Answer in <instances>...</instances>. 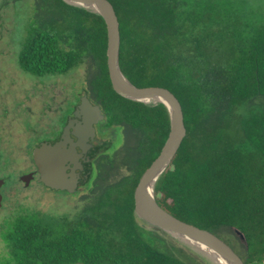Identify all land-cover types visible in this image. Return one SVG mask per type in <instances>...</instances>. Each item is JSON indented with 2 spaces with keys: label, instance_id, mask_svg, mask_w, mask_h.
<instances>
[{
  "label": "trees",
  "instance_id": "16d2710c",
  "mask_svg": "<svg viewBox=\"0 0 264 264\" xmlns=\"http://www.w3.org/2000/svg\"><path fill=\"white\" fill-rule=\"evenodd\" d=\"M110 1L122 72L138 87L169 88L184 110L187 135L157 180L159 204L218 235L244 264H264V0ZM28 31L20 66L45 76L85 65L89 90L126 139L98 168L83 210L48 215L19 255L28 253V264H203L135 213V189L160 155L171 117L163 103L115 91L104 17L65 0H35ZM226 229L241 230L245 244L235 233L224 237Z\"/></svg>",
  "mask_w": 264,
  "mask_h": 264
},
{
  "label": "water",
  "instance_id": "95a60500",
  "mask_svg": "<svg viewBox=\"0 0 264 264\" xmlns=\"http://www.w3.org/2000/svg\"><path fill=\"white\" fill-rule=\"evenodd\" d=\"M65 1L104 17L108 26V67L115 91L126 98L141 101L147 105H157L158 103L149 104L146 100L154 97L162 98L164 99L162 103L170 112L171 131L169 137L160 155L143 174L135 189V213L137 217L178 239L199 255L200 253L194 247L180 240L178 236L210 247L229 264H244L239 254L218 235L178 218L164 209L157 200V180L170 166L187 135L184 110L179 98L166 87H138L122 72L120 67V21L110 0ZM88 6L97 7L98 10L89 9ZM76 115L81 117L82 121L71 122V125L77 124L78 135L81 138L93 135L95 132L94 124L98 119L104 117L99 105H93L87 95L82 97ZM70 141L69 133L66 131L61 141L56 143L44 142L38 145L34 150V160L38 167L40 180L47 187L53 190L76 193L81 182V174L78 171V169H82L81 155L73 145H70ZM236 232L245 240V235L241 230L236 229Z\"/></svg>",
  "mask_w": 264,
  "mask_h": 264
},
{
  "label": "flooded vegetation",
  "instance_id": "af4514ba",
  "mask_svg": "<svg viewBox=\"0 0 264 264\" xmlns=\"http://www.w3.org/2000/svg\"><path fill=\"white\" fill-rule=\"evenodd\" d=\"M9 1L12 5L10 7L8 6ZM22 1L24 0H0V7H3V9L8 7L6 11H0V18L2 17L1 15H3L6 16V19H12V15L7 17L6 12L12 10L15 4ZM33 4L35 6V0H33ZM11 36L12 32L10 36L7 37H10V40H17ZM27 39L28 36L25 38L22 37V39L19 40V47L14 57H17L19 68L21 71L25 72L24 74L28 77V81H32L34 78H39L44 81V78L49 75H34L20 66V52ZM72 94V98H67L65 102L60 101L56 105V109L45 106L41 109L40 113H38L33 110L31 106H24V111L28 112L27 116L24 115V117H22L23 115L20 113L22 104L19 103L17 104L19 110L15 112L16 116L19 115L18 118L16 120L14 119V122L8 120L11 130H7L3 124H0V171L3 169L1 161L6 154L4 148L9 153L8 157L16 150H18L16 152L25 150L24 153L28 155V170L23 171L17 177L16 174L12 173L0 175V264H28V253L26 256L27 259L23 260L22 256L18 253V249H21L23 245L28 247L29 230L37 231L39 228H44L45 230L49 225L45 222L49 220L47 217L48 215L57 218L64 217V214L47 213L38 210L29 211L28 206L20 210L15 207L12 201L13 198L11 196L14 195L15 197L17 190H32L31 188L37 184L45 186L47 190H53L40 180L41 177L34 160V150L38 145L44 142L56 143L61 141L65 132L68 131L69 139L71 140L70 145H73L81 155L80 162L82 164V169H78L81 174L79 190L81 188H88L90 194L94 178L98 173V168L104 164L107 159H113L117 156L118 151L123 146L118 147L117 141L119 139L123 140V144L125 142L126 130L124 126L117 122L113 124L110 123L104 105L96 101L88 87L83 91V94L78 92ZM86 95L93 105H99L101 114L104 115V117L98 119L94 124L95 132L93 135L81 138L78 135L79 130H77L76 123L81 122L82 118L76 115V111L81 105L82 97ZM29 97L30 95L28 94V100ZM47 120L49 122H47ZM71 122H76L74 124L75 127L71 125ZM3 135L7 139H4ZM114 136L117 137L116 140L113 138ZM2 145H5V147L2 148ZM8 157L3 164L4 167L9 162L10 157ZM30 162L34 167L30 166ZM69 217L71 218L73 216ZM40 218H42L41 222H34V220ZM23 235H25V237Z\"/></svg>",
  "mask_w": 264,
  "mask_h": 264
},
{
  "label": "rangeland",
  "instance_id": "374dc122",
  "mask_svg": "<svg viewBox=\"0 0 264 264\" xmlns=\"http://www.w3.org/2000/svg\"><path fill=\"white\" fill-rule=\"evenodd\" d=\"M8 6H12L10 1ZM7 8L3 9V7H0V11H6ZM34 12L33 0H24L15 4L12 10L6 12L7 17L12 15L11 18L13 20L10 18L6 19V16L3 15L0 18V124H3L7 130H11L8 120L14 122L19 116L15 114L19 110L17 104H22L20 113L24 117L28 113L24 111V106H31L38 113L45 106L56 109V105L60 101L65 102L67 98H72V93L74 92L83 94V91L88 87L87 68L85 65L72 70L66 75H49L44 78V81L39 78L28 81V77L24 74L25 72L19 68L17 57L14 56L19 47V40L28 36L29 24ZM11 32V37L17 40H10V37H7L10 36ZM28 94L30 95L29 100ZM47 122L49 121L47 120ZM3 137L7 139L4 135ZM113 138L116 140L117 137L114 136ZM117 142L118 147L123 145L122 139ZM1 147L4 148L5 145ZM4 150L6 154L1 161L3 169L0 171V175L12 173L16 174L17 177L23 171L28 170V155L24 153L25 150L22 152H16L18 151L16 150V153L12 152L5 167L3 164L9 153L5 148ZM30 166L34 167L31 162ZM121 172H124V170H113L114 177L120 176ZM42 186L37 184L31 188L32 190H17L15 197L14 195L11 196L15 207L21 210L28 206L29 211L38 210L47 213L76 216L88 203V188H81L76 193H69L60 190H47L45 186H43L44 188ZM140 221L147 228H153L146 221L141 219ZM230 233H235L238 239L245 244V240L234 229H226L223 236H228ZM175 240L178 245L199 257L203 264H211L187 245L176 238ZM241 255L244 257L243 253Z\"/></svg>",
  "mask_w": 264,
  "mask_h": 264
},
{
  "label": "bare ground",
  "instance_id": "6f19581e",
  "mask_svg": "<svg viewBox=\"0 0 264 264\" xmlns=\"http://www.w3.org/2000/svg\"><path fill=\"white\" fill-rule=\"evenodd\" d=\"M87 8L92 9V10H98L97 7H92V6H88ZM146 101L149 102V104H154V103H162V102H164V99L159 98V97H154V98H151V99L146 100ZM171 233H173V232H171ZM178 237L183 242L190 244L192 247H194L197 250V252H199L200 255H202L211 264H229L221 255L216 253L210 247H208L204 244L186 239L185 237H180V236H178Z\"/></svg>",
  "mask_w": 264,
  "mask_h": 264
}]
</instances>
